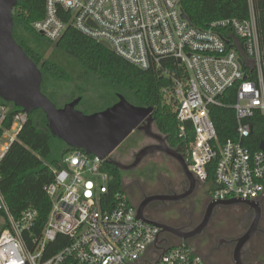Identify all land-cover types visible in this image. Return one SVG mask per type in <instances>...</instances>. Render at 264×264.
I'll return each mask as SVG.
<instances>
[{"label": "built area", "instance_id": "built-area-1", "mask_svg": "<svg viewBox=\"0 0 264 264\" xmlns=\"http://www.w3.org/2000/svg\"><path fill=\"white\" fill-rule=\"evenodd\" d=\"M248 16L225 18L197 28L181 0H45L44 16L32 29L51 42L68 28L107 43L132 66L169 81L160 93L175 114L179 137L193 139L183 158L210 201L264 200V151L251 150L250 119H264V54L253 0ZM186 16V15H185ZM224 96L231 100L223 101ZM213 107L234 112L235 139L220 141L210 116ZM0 105V162L27 122V113ZM99 157L82 150L63 156L45 188L51 208L38 234L36 212L14 218L0 191V264H212L190 244L168 243L160 229L137 217L124 193L107 196L111 177ZM213 180L207 183L209 176ZM58 236L64 245L55 253Z\"/></svg>", "mask_w": 264, "mask_h": 264}, {"label": "trees", "instance_id": "trees-1", "mask_svg": "<svg viewBox=\"0 0 264 264\" xmlns=\"http://www.w3.org/2000/svg\"><path fill=\"white\" fill-rule=\"evenodd\" d=\"M253 2L264 54V0ZM44 3L45 0H16L12 15L13 38L40 71L41 92L53 104L60 103L65 96L63 86L75 83V91L70 94V100L65 102L81 97L78 105L84 101L88 104L85 110L91 114L112 106L117 102V95H122L134 106L152 108L156 131L165 138L168 147L184 155L193 133L189 127L185 136L179 137L173 108L160 93L169 81L153 71L132 66L98 41L72 28H68L56 42L47 40L31 27L32 23L43 18ZM181 5L191 25L197 28H205L210 22L219 19H244L248 16L247 0H181ZM79 82L82 85H78ZM228 100L224 96L223 101ZM0 105L12 109L4 125L9 127L11 116L20 109L1 98ZM91 105L94 108H88ZM210 116L220 141L235 139L236 121L230 108L213 107ZM250 123L251 134L246 143L255 151L264 139L262 114L256 113ZM73 150L76 149L51 135L44 113L34 109L27 114V122L0 162V191L9 211L14 218L26 210L35 211L36 234L44 226L51 208L45 188L53 182L54 170L61 168L63 156ZM102 169L111 177L107 196L123 193L122 171L106 163L102 164ZM212 180L210 175L207 183L210 184ZM62 239L66 241L64 236H58L51 244V253L64 245V242L60 243Z\"/></svg>", "mask_w": 264, "mask_h": 264}, {"label": "water", "instance_id": "water-1", "mask_svg": "<svg viewBox=\"0 0 264 264\" xmlns=\"http://www.w3.org/2000/svg\"><path fill=\"white\" fill-rule=\"evenodd\" d=\"M16 0H0V98L12 103L25 113L34 109H40L47 120V128L51 135L67 146L82 150L88 155H94L103 160L106 164L116 167L122 172L131 171L137 168L145 158L160 152L166 157L173 159L179 166L188 188L183 191L179 199L189 196L196 187L197 181L187 170L183 156L176 150L167 146L165 138L153 131L152 108L137 107L129 103L122 95H117V102L112 106L92 114H84L76 107L81 101L77 97L62 107L57 108L42 92V75L33 61L25 54L23 49L13 38V10ZM186 19V16L183 15ZM99 44L108 50L110 46L105 42ZM142 132L151 140L158 142V145H146L133 154L129 164H124L111 155L120 144L133 132ZM260 149L264 151V142ZM155 196L144 197L136 205L137 217L160 229V233L168 232L186 243L188 239L201 235L208 225L213 211L218 208L231 206H246L248 210L254 211L252 226L244 235L230 241L234 245L232 260L234 264H244L242 256L243 248L250 237L257 231L260 219L261 206L258 201H209L201 223L190 233L171 230L166 226L148 220L144 217L143 211L149 201ZM163 245L167 240H163ZM218 242V247L221 245ZM210 254L207 255V257Z\"/></svg>", "mask_w": 264, "mask_h": 264}, {"label": "rangeland", "instance_id": "rangeland-1", "mask_svg": "<svg viewBox=\"0 0 264 264\" xmlns=\"http://www.w3.org/2000/svg\"><path fill=\"white\" fill-rule=\"evenodd\" d=\"M82 85V82L77 83ZM75 83L65 84L63 92L65 96L63 103L54 102L57 107H61L70 100V94L75 91ZM65 102V103H64ZM86 104L84 101L77 106V109L82 113L89 114L86 111ZM91 105L88 108L93 107ZM94 108V107H93ZM90 110V109H89ZM91 114V113H90ZM153 131L158 133L153 126ZM13 133H8L0 142L1 148L4 144L9 143L12 139ZM151 141L146 139L141 133L133 132L128 136L116 149V153H121V159L125 160V164H129L132 154L137 152L145 144H150ZM123 193L129 200L136 204L141 199V193L153 194L163 191L167 186L177 187L180 182L184 180L183 175L179 169L178 164L170 158L157 154L155 156L145 159L137 168L131 171L122 172ZM208 195L209 187L203 185L200 190H196L197 195ZM264 215V204L261 206ZM244 210L240 206L218 207L214 210L210 224L201 238L194 239L190 245L195 248V251L207 256L210 248L215 246L216 237L222 239H230L236 236L238 232V219L242 216ZM264 222V221H263ZM1 227V222H0ZM214 234V235H212ZM232 247L229 243L222 245L213 253L215 264H234L231 257ZM242 260L244 264H264V246L261 242L256 240L250 241L245 248H243Z\"/></svg>", "mask_w": 264, "mask_h": 264}, {"label": "flooded vegetation", "instance_id": "flooded-vegetation-1", "mask_svg": "<svg viewBox=\"0 0 264 264\" xmlns=\"http://www.w3.org/2000/svg\"><path fill=\"white\" fill-rule=\"evenodd\" d=\"M138 133H141L143 135L142 132H138ZM145 138L151 141V143L147 145H158V142L151 140L147 137ZM144 146L146 145L144 144L142 147ZM116 152L117 151L115 150L111 156L114 159L122 163L125 162V160L121 159L122 154L116 153ZM133 154H132L130 162L133 159ZM157 154L165 156L164 154L160 152H155L153 155L148 156L147 158L155 156ZM187 188H188V184L184 179L182 182L178 184L176 188L167 186L163 191H159L153 194H146L142 192L141 199L138 202H136V205L139 204L143 200L144 197L155 196V199H153L152 201H149L146 204L144 211H143L144 217L153 222L160 223L166 226L167 228H170L171 230L181 231L183 233H190V232H193L198 227V225L201 223L206 206L208 202L210 201V196L205 195L203 193L202 195L196 196L195 194L196 190L197 189L200 190L201 188V186L197 183L195 190L189 196H187L186 198L179 199L180 195L184 193L183 191H185ZM239 206L243 208L244 213L238 219L239 223L237 225V228H238L237 235L230 237V239H222L219 237L215 238L216 239L215 246L210 248L208 251V254H210L208 258L212 264H215L213 253L218 248H220L222 245L226 243H229L232 247V252H233L234 245L230 243V241L241 237L251 227H253L252 221L254 218V211L248 210L246 206H242V205H239ZM210 221L208 225L206 226V228L202 231L201 235L188 239L186 243L190 244L194 239L201 238L204 232L207 230L210 224ZM263 221H264V215H263V210L261 208L260 219H259V223L256 228L257 231L253 233V235L250 237L247 244L252 240H256L258 242H261V244L264 246V222ZM160 236L164 237L168 243H179L182 241L168 232L160 233ZM218 242L222 243L219 247H218ZM247 244L244 246V248L247 246ZM232 252H231V257H232Z\"/></svg>", "mask_w": 264, "mask_h": 264}, {"label": "crops", "instance_id": "crops-1", "mask_svg": "<svg viewBox=\"0 0 264 264\" xmlns=\"http://www.w3.org/2000/svg\"><path fill=\"white\" fill-rule=\"evenodd\" d=\"M263 204H264V200L260 203V205L263 206Z\"/></svg>", "mask_w": 264, "mask_h": 264}]
</instances>
